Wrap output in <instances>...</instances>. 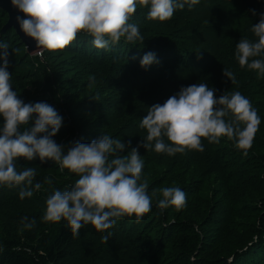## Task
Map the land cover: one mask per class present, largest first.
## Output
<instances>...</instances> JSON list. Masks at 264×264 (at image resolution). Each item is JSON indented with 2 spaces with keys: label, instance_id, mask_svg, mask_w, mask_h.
I'll use <instances>...</instances> for the list:
<instances>
[{
  "label": "trees",
  "instance_id": "1",
  "mask_svg": "<svg viewBox=\"0 0 264 264\" xmlns=\"http://www.w3.org/2000/svg\"><path fill=\"white\" fill-rule=\"evenodd\" d=\"M147 11L138 5L129 20L143 43L122 38L96 49L81 32L64 49L31 55L13 28L1 32L8 15L0 8L12 90L25 103L43 101L58 111L62 126L53 139L65 152L107 134L130 141L122 154L146 136L139 125L147 109L182 87L206 83L217 98L239 91L261 121L247 155L226 137L214 144L202 138L204 151L173 156L141 147L142 181L150 196L157 193L151 210L138 220L120 218L103 232L86 225L78 236L66 221L42 219L47 197L68 190L77 176L52 161L20 159L17 169L34 168L33 185L42 187L20 199L19 187L0 186V264H264V76L235 59L236 43L255 39L251 27L264 13V0H200L166 21L147 19ZM148 52L158 62L141 67ZM223 69L233 72L235 83ZM170 186L185 192L184 207L157 206L159 189ZM24 217L35 221L31 230L21 231Z\"/></svg>",
  "mask_w": 264,
  "mask_h": 264
},
{
  "label": "clouds",
  "instance_id": "2",
  "mask_svg": "<svg viewBox=\"0 0 264 264\" xmlns=\"http://www.w3.org/2000/svg\"><path fill=\"white\" fill-rule=\"evenodd\" d=\"M200 0H11L23 16L16 20L20 31L36 42L35 49L57 51L70 45L83 32L90 36L96 49H105L123 38L125 42L143 43L136 23L129 22L138 5L147 7V19L166 21L177 9L188 8ZM255 15V10H251ZM255 39H240L235 45V59L241 68L264 76V13L251 27ZM8 45L0 42V186L19 187V198L32 197L42 185H33L36 170L17 169L20 159L41 164L55 162L61 170L77 176L64 191L55 190L46 199V222L66 221L72 234L91 225L97 231L112 228L118 219L142 218L151 210L152 196L148 181H142L143 160L139 148L173 156L187 150L204 151L202 138L220 143L226 137L234 147L247 155L260 124L257 110L239 91L219 98L206 83L182 87L165 102L153 104L141 118L139 127L146 136L127 154L128 143L107 134L89 143L76 142L65 152V146L53 137L62 126L63 117L47 102L25 103L12 90L8 70ZM158 62L155 53H145L140 66ZM224 77L235 83V75L223 69ZM227 118V119H226ZM167 141V142H166ZM142 181V182H141ZM46 183H51L48 179ZM157 206L180 209L186 204L185 192L177 186L159 189ZM22 229L31 230L35 221L21 220ZM110 235V233H109ZM109 236H103L106 243Z\"/></svg>",
  "mask_w": 264,
  "mask_h": 264
},
{
  "label": "water",
  "instance_id": "3",
  "mask_svg": "<svg viewBox=\"0 0 264 264\" xmlns=\"http://www.w3.org/2000/svg\"><path fill=\"white\" fill-rule=\"evenodd\" d=\"M0 8L4 10L8 15L7 21L3 25L1 32L5 31L7 28H13L20 40L26 46V50L29 54L34 55L40 53L38 50L35 49L36 42L30 37L25 36L20 31L16 17L23 16V13L18 12V10L12 6L11 0H0ZM228 261L229 259H226L223 264H228Z\"/></svg>",
  "mask_w": 264,
  "mask_h": 264
}]
</instances>
